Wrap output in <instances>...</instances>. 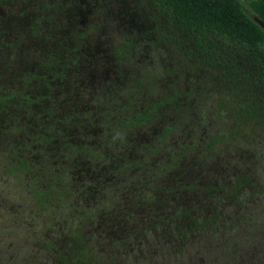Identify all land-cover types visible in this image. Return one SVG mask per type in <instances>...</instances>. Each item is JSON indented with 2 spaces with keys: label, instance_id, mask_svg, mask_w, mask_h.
Listing matches in <instances>:
<instances>
[{
  "label": "trees",
  "instance_id": "trees-1",
  "mask_svg": "<svg viewBox=\"0 0 264 264\" xmlns=\"http://www.w3.org/2000/svg\"><path fill=\"white\" fill-rule=\"evenodd\" d=\"M139 1L171 44L167 50L160 47L164 67L152 60L137 65L139 75L126 88L137 102L127 90L104 92L91 76V85L76 84L74 89L72 80L78 81L83 61L74 73L60 64L67 82L58 79L41 90L39 85L35 94L27 92L28 81L36 77L27 67L12 79L0 76L2 91L9 82H18L21 72L27 75L22 90L0 94L5 118L0 127V264H106L109 241L115 239L110 231L135 233L138 247L152 243L153 254L163 259L158 264L192 260L193 254L187 259L183 254L193 246L203 252L204 264H221L222 254L230 258L224 264H235L251 249L262 263L258 231H264V220L258 210L264 206V0ZM16 21L12 30L11 21L7 29L0 26L3 67L10 63V50L19 53L20 29L45 39L42 33L37 36L43 29L31 15ZM56 43V48L71 47L65 37ZM86 46L90 55L95 53L92 44ZM134 48L113 44V54L127 49L135 59ZM86 58L88 66L100 62L99 56ZM74 90L79 99L75 115L80 117L75 131L57 127L62 119L55 107L60 96ZM89 93L87 111L79 96ZM14 95L18 103H8ZM90 112L99 113V119L90 115L86 122ZM100 127L111 130L107 135L93 130ZM69 139L77 141L59 143ZM127 148L135 149L137 158L131 154L127 159L124 153L123 161L112 167L110 154ZM205 194L220 206L244 200L234 206L240 207L237 214L223 219L219 208L212 214L199 206ZM254 197L259 203L251 227L241 205L245 209ZM214 241L221 250L209 257L204 246Z\"/></svg>",
  "mask_w": 264,
  "mask_h": 264
},
{
  "label": "rangeland",
  "instance_id": "rangeland-1",
  "mask_svg": "<svg viewBox=\"0 0 264 264\" xmlns=\"http://www.w3.org/2000/svg\"><path fill=\"white\" fill-rule=\"evenodd\" d=\"M4 1L5 0H0V4ZM64 1H67V0H60V4L63 5ZM90 2H92V1H90ZM38 6L43 7L41 9L40 13L38 14V16H41L40 18L43 19V23H44V21L48 20L49 14L50 15L61 14L59 11H55V12L51 13L50 10L47 8V6L43 3L38 4V5H36V3L33 4V8H38ZM78 6H79V11H80L79 16L83 20V22H82L83 24L81 23L82 24L81 31H79L77 33V35H75V36L85 35L86 38H88V40L85 41V44H80L81 41L77 40V38H74L72 40L71 37L66 36V35L64 36L66 28L63 26H58L56 28V32H54L51 23H46L45 25H43L42 26L43 30L39 29L37 36H40V34L42 33V35L45 36V39L37 38V37H29L26 34V32H24V29H20L18 32V35H17V41L19 44H16V46L19 48V53L17 54V52H18L17 51L15 54L14 53L10 54V57H9L10 63H8L7 67H3L2 62H0V76H3L6 79H12V77H16L18 75V73L23 68H26L30 65L31 67H28L26 70L31 72V73H34L39 66L40 71H41L42 67L45 70L48 69L49 72L52 74V78L63 79L66 71L61 72L60 64H63L62 70H67L68 72H70V71L76 69L77 67H79L80 61H83L82 62L83 65L81 68L84 69V71L81 72L80 74H83L84 72H86L85 70H87V72H89L91 74L101 75V74L105 73V74H111L114 77V70L113 69L115 68V66L124 63L121 66V68L123 70L122 73L127 74L130 77V79H134L135 76L138 77V75H139V73H137L138 72L137 71V65L139 66V65L144 64V62L146 60H152L153 63L157 64V66H159V67L165 66V64L159 63V62H163V61H162V55H161V51H160V45H158L159 44L158 41H163V40L160 38H155V39L148 40L149 42H153V43H148V42L145 43L146 39H144V41L141 42L140 44H136L137 41L135 42V45L140 46L139 50L135 49V53H134L135 59H131L129 57L130 51H127V49H124L118 56H115L113 54V56H111L110 58L107 59V60H109V62H111L110 67H109L106 60L102 56L103 54H105L107 52V46L104 49L103 45H101V47H97V44H107V45L108 44H118V42L126 36H132L130 38L131 43H132L133 40L138 39V37L135 35V33L133 34V33L127 31V29H126L127 24L126 23L119 22L117 19L105 20L104 23L107 24V26L105 27L103 24V21L101 20V17H103L102 10L105 8V6L102 7V9L97 8L96 11L92 10V13H90L89 15L85 12V10L81 4H79ZM12 12L13 11L8 10V5H2V4L0 5V26L2 24H4L3 26H6L4 28H6V29L9 28L8 22H9V17L11 16ZM108 12H109V9L106 8L104 13H108ZM249 12H250V10H249ZM126 13H127V16L121 14L122 21H126L129 19L130 11H126ZM27 15H30V13L29 12L19 13L16 18H19V20L24 21V20H26ZM252 15L259 22L258 18L256 16H254V14H252ZM12 16H14V14ZM65 17H67V14L65 15ZM118 23H121V26H123V27L119 26L120 28L118 29L116 27ZM9 24H11L12 26H14V25L16 26L17 21L13 20V21L9 22ZM99 25H103V31L99 29ZM0 34H1V31H0ZM64 37L71 43V44L69 43V45H68V46H71L69 49L66 50L63 47V44H58V48H56L55 44H54L53 47L55 48V50L48 48L47 51L49 52V54L42 56V54H43L42 50H43L44 44L49 43L51 45L52 43H50V42L58 41L59 39L64 38ZM58 43H62V42H58ZM87 44L88 45L92 44L91 47H92V50L95 51L94 54L90 55V53H93V52L89 53V50L86 51V48L88 49V47L86 46ZM144 44L146 45V47H144ZM47 46H45V48H47ZM31 47H34L35 49L42 48L41 53L39 55H37V52L34 51ZM65 50H66V52L64 53ZM24 52H28V53H24ZM86 56L88 58H90V57L93 58L95 56H99L100 62L97 63L96 65L92 64V65L88 66L87 64L89 63V61H87ZM57 69H59V70H57ZM26 70H24V71H26ZM53 71L55 73H52ZM26 77H27V75H25L23 72H21L19 75V78H18L19 81L18 82H13V81L9 82L7 84V86L4 87L2 91H0V94L12 96V90H15L18 88L20 90H22V86H23L22 81ZM126 79L128 81H130L127 77H126ZM122 81H124V80H122ZM35 84L36 83L32 79L30 81H28V84L26 86L27 92L35 94ZM129 84H131V83H129ZM127 85H128V82H126V81L123 82L122 89H125ZM115 87L120 89L119 83L115 84ZM14 96L15 97L10 98L8 103H10V104L18 103V100H19L18 96L17 95H14ZM78 102H79V100L75 101V106L77 105ZM10 104L8 105V107H10ZM30 105H32V100L28 101L27 107ZM4 123H5V118L3 117V114L0 113V127L4 126ZM56 124H57V127L66 126V127H69L70 129H72L74 127V125L71 124L69 120L57 121ZM33 126H34L33 124L29 125L27 127L26 132H29L31 129H33ZM99 174H101L100 171H99ZM255 180H256V177L254 178V182L252 185H254L255 182L257 181V180L255 181ZM200 196H201V201L199 203V206L200 207H206L207 211H210L212 214H214L215 211H219L218 209L215 210V208H219L221 211L218 212V216L222 217L223 219H225L226 217H228L230 215H232V217H233V214H237L238 213L237 209L240 207L235 208L234 206L239 204L240 200H241V204H242V202L244 200L241 197L237 201H235L237 203L236 205H234V206L225 205L226 206V208H225L224 205L220 206L221 203L220 202L218 203V200L209 194L200 195ZM257 199H258V197H254L252 199H249L248 201H251V200L252 201L250 202V204H247L245 209L242 208V205H241V211L245 215L246 223L249 224L251 227H253V225L255 223V220L253 218H250V217L254 213H256V207L259 203V202H257ZM188 205H190V202L186 201L185 206L188 207ZM253 206H254V209L251 211V208ZM200 207H198V205H196L194 208L195 211H198V209ZM187 209H189V208H187ZM258 211L261 213V220H264V206H262V208H260ZM227 223H229V222H227ZM258 233L262 235L261 242L259 244H264V236H263L264 231H262V229L260 228V231H258ZM146 238H148V237H146ZM214 244L215 245L209 244L208 247L204 246V253H210L211 254V255H209V257H213L212 253L218 254L217 248L219 250H221V246L219 243L217 244V242L214 241ZM107 249H108V247H107ZM244 249L245 248H243V250ZM250 249H251V247H250ZM198 251H199V253H197ZM131 253L133 255L131 256L130 259H125V260H121V261H114L113 264H141L147 260L150 262V264H158V263L162 262V260H163L161 257H156L155 254H153L152 243H149L147 245H139V247L133 246ZM189 253L193 254L192 260H190V261L186 260V261H184L185 263L186 262H188V263L195 262L198 260V259L194 260L196 257L202 258L204 256L203 252L199 249L198 246H193L189 250ZM122 254H123V252H122ZM125 254L126 253H124L123 255H125ZM222 257H224V258L221 259L220 263L224 264L225 263L224 260L225 259L227 260L229 257L224 256L223 254H222ZM183 258L187 259V257H183ZM255 258H256V255L254 256V251L252 249H251V251L246 250V251H243L242 258L238 259L235 262V264H259L257 261H255ZM258 258H261V260H262L261 264H264V253H261ZM203 264H204V261H203ZM229 264H234V262L229 263Z\"/></svg>",
  "mask_w": 264,
  "mask_h": 264
},
{
  "label": "flooded vegetation",
  "instance_id": "flooded-vegetation-1",
  "mask_svg": "<svg viewBox=\"0 0 264 264\" xmlns=\"http://www.w3.org/2000/svg\"><path fill=\"white\" fill-rule=\"evenodd\" d=\"M35 2H40L37 0H34ZM92 1V2H90ZM2 5H8V10L13 11L11 13V16L9 17V21H13L16 20V17L18 16L19 13H26L29 12L30 15L33 17V21L34 19H37L38 22H33L34 24L37 23V26H42L45 25L46 23H51L53 31L56 32V28L58 26H63L66 28L65 34L64 36H69L72 37L73 39L75 38V35H77V33L79 31H81L82 28V22L83 20L81 19V17L79 16V4L82 5V7L84 8L85 12L89 15L90 13H92L93 11H96L97 8L102 9V7L105 6V8L102 10L103 12V17H101V20L103 21L104 26L106 27L107 24L104 23L105 20H114L117 19L119 22L122 23H126L127 24V31L131 32V33H135V35L138 37V39H134L133 42L131 43V37L132 36H126L124 38H122L118 44H135V42L137 41L136 44H140L141 42L144 41V39H146L145 43H153V42H149L148 40L150 39H155V38H160L163 41H158V45H160V47H164V50L169 49L171 41L168 40L166 37L162 36L161 34H159V32H161L160 30H156V20L152 17L150 18V14L151 12L149 10H146L144 7V5L142 4L141 1L139 0H67L63 2V5L60 4V0H49L45 5L47 6V8L50 10L51 13L55 12V11H59L61 14H54V15H50L49 14V18L47 21H44L43 23V19L40 18L41 16H38V14L40 13L41 9L43 7L38 6V8H33V3L30 5L27 3V0H5L4 2L1 3ZM0 4V5H1ZM67 4V5H66ZM63 6V7H62ZM140 6V9H139ZM108 8L109 12L108 13H104L105 9ZM126 11H130L129 14V19L126 21H122V17L121 14L127 16ZM14 14V16H12ZM67 14V17H65V15ZM43 23V24H42ZM82 23V24H81ZM124 25V24H123ZM121 26V23L117 24V28L119 29ZM12 25H11V29L12 30ZM99 29L103 31V25H99ZM132 34V35H133ZM13 33H11L10 36H12ZM77 40H80L81 43L80 44H85V41L88 40V38H86L85 35L80 36ZM57 41H52L50 43L44 44L43 46V50H42V56L49 54V52L47 51L48 48H51L52 50H54V44ZM84 42V43H83ZM71 44V43H70ZM13 45V44H12ZM11 45V46H12ZM48 45V46H47ZM103 45L104 49L107 46V52L104 54L103 58L106 60L107 64L110 67L111 62H109V60H107L108 58H110L114 51H113V44H97V47ZM45 46H47V48H45ZM142 47V46H141ZM144 47H146V45L144 44ZM135 49H140V46L135 45ZM35 51L37 52V49H35ZM12 50H10L9 54H15L16 50L14 52H12ZM24 53H28V52H24ZM39 53H41V51H39ZM162 53V52H161ZM43 58V57H42ZM164 59L170 60V57L168 58L166 55L164 57ZM163 60V58H162ZM124 63L120 64L119 67L117 69H113L114 70V77L111 74H101V75H95V74H91V73H87V74H80L78 75V81H76V79L73 81L72 78V86H74V89L76 87V84L82 87H87L88 85H91L88 83V79L91 76V81H93L94 79L96 80L97 84H99L103 91L106 93H114L115 95L118 94V91L122 90V84L123 82H128V85L126 86V88H129L132 84H129L133 81V79H130V77L127 74H123L122 73V68L121 66ZM44 66V65H43ZM28 68V67H27ZM26 68V69H27ZM59 70V69H57ZM84 71V69H81L80 72ZM71 72V71H70ZM36 74V77L32 78V80L36 83L35 84V93L38 91L39 85H40V90L41 88L44 89L47 85H53L54 86V82L58 79H53L52 78V74L49 72V70H45L43 67L41 68V71L39 70V66L37 68V70L34 72ZM52 73H55L54 71ZM72 73H74V70H72ZM72 75V74H71ZM72 77V76H71ZM126 77L130 80L128 81L126 79ZM60 80V79H59ZM63 81L67 82L65 78L62 79ZM67 80L69 82V77L67 75ZM124 80V81H122ZM119 83L120 85V89L115 87V84ZM45 86V87H44ZM67 88V86H66ZM123 89L124 91L127 89ZM130 90V88H129ZM129 90H127L128 94L127 96L132 99V95L129 93ZM47 91V90H46ZM57 92H59V87L57 89ZM70 93V94H69ZM69 95L68 97H61L60 96V101L55 104L56 107V116L61 118L62 120H69L71 124L74 125V127L72 129H74L73 131H75L76 125L78 124V120L80 117H78L77 115H75V111L74 107H75V101L79 100L78 98L75 99V90L72 92H67L66 96ZM80 99L85 103V105L87 104V100L89 98H91L92 96L89 94H86L84 96H79ZM132 101L137 102L135 99H132ZM53 102V100H52ZM87 107V111H88V104L86 105ZM91 107V106H90ZM96 109V107H95ZM92 115L95 116L97 118V120L99 119V113L98 114H93V113H87L86 117L84 118L85 121L87 120V118ZM55 121V120H54ZM56 122V121H55ZM87 122V121H86ZM57 123V122H56ZM104 127H100V128H95L93 129L94 131H104L107 132L111 130V128L107 127V129H105ZM56 135H59V132L55 131ZM61 135H65V133L63 132ZM64 138V137H63ZM57 141V139H55L54 141H52V143H55ZM77 140L71 141V139H69L68 141H60L59 143H65L64 145L66 146H70L71 144H74ZM124 153L129 154L127 156V159L129 157H132L131 154H135V149L133 148H127L125 151L119 150L116 152H112L110 154V157L112 158V167H114L117 164L118 160L123 161V157H124ZM134 158H137V156H133ZM107 166H109V168H111V164H107ZM119 166H116L117 171H120V169L118 168ZM134 171H136L137 169H133ZM106 175L111 174L113 176V174L109 171L105 172ZM182 196V195H180ZM109 235H113L115 237V239L110 242L109 241V245L110 247L106 250L107 253V261L106 264H113L114 261H121L127 258V256H129V259L131 258V256L133 255L132 252V248L133 246L138 247V245L135 242L137 241V237L135 236V233L132 232H123V233H112L110 231ZM149 239H147L146 241H148ZM127 243V248L124 249L125 244ZM139 243V242H138ZM126 253L125 255L122 254ZM178 254V253H175ZM179 255V254H178ZM192 253H189V251L187 253L183 254V257H189L191 256ZM198 259V258H197ZM194 259V260H197ZM148 261V260H147ZM147 261H144L141 264H145ZM186 261V260H185ZM188 261V260H187ZM190 261V260H189ZM203 259L199 258L197 261L192 262V263H188V262H182L181 264H202Z\"/></svg>",
  "mask_w": 264,
  "mask_h": 264
}]
</instances>
